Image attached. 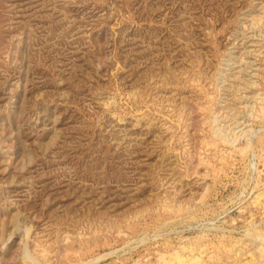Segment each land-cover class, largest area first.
I'll use <instances>...</instances> for the list:
<instances>
[{
    "label": "rangeland",
    "instance_id": "374dc122",
    "mask_svg": "<svg viewBox=\"0 0 264 264\" xmlns=\"http://www.w3.org/2000/svg\"><path fill=\"white\" fill-rule=\"evenodd\" d=\"M0 264H264V0H0Z\"/></svg>",
    "mask_w": 264,
    "mask_h": 264
}]
</instances>
